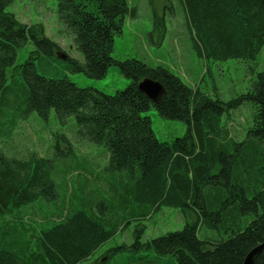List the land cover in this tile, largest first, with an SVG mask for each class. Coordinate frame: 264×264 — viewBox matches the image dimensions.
<instances>
[{
    "label": "trees",
    "instance_id": "obj_1",
    "mask_svg": "<svg viewBox=\"0 0 264 264\" xmlns=\"http://www.w3.org/2000/svg\"><path fill=\"white\" fill-rule=\"evenodd\" d=\"M10 2L0 0V143L27 115L46 119L54 110L61 122L74 118L80 139L106 149L107 168L115 175L108 190L82 178L69 198L61 199L53 159L32 152L16 158L0 149V219L8 218L0 228V264L91 261L119 227L150 219L162 208L178 209L185 225L141 245L147 256H129L123 264H242L264 242V71L245 93L224 102L200 85L190 88L161 66L115 61L113 39L121 34L125 18L135 17L126 0H56L58 19L83 56L79 62L64 53L61 60L56 54L61 48L45 37L42 26L22 24L5 11ZM181 3L192 49L206 72L212 62L227 60L243 61L256 71L264 46V0ZM29 43L33 50L15 64L17 51ZM112 65L129 80L113 94L79 87L65 76L84 73L100 79ZM39 67L62 76L46 77ZM145 78L165 91L156 105L138 89ZM244 103L250 105L252 119L237 140L227 121ZM152 107L164 119L183 122L184 136L159 141L149 117L143 116ZM99 188L109 201L97 198ZM37 202L58 203L60 210L32 234L31 250L17 223L22 211ZM139 225L137 235L145 228ZM202 228L213 229L216 236L198 238ZM255 264H264L263 254Z\"/></svg>",
    "mask_w": 264,
    "mask_h": 264
},
{
    "label": "rangeland",
    "instance_id": "obj_2",
    "mask_svg": "<svg viewBox=\"0 0 264 264\" xmlns=\"http://www.w3.org/2000/svg\"><path fill=\"white\" fill-rule=\"evenodd\" d=\"M126 1L128 6L135 10V17L127 16L121 34L115 35L113 39L111 57L115 61L136 59L151 68L161 66L179 77L190 88L200 85L202 91L208 92L212 98L217 94L224 102L245 93L252 85V80L256 79V74L264 71L263 46L256 58L255 72H251L248 65L240 60L212 62L209 72H206L204 63L192 49L181 0ZM5 11L22 24L42 26L45 37L56 43L63 53L83 62V56L77 50L72 35L58 19L56 0H11ZM154 17L158 20L156 24ZM32 50L31 43L19 49L15 64H22ZM38 73L52 78L62 76L59 71L46 73L40 70V67ZM65 76L79 87L94 88L107 94L122 90L129 84V80L115 65L110 66L106 75L100 79L88 77L84 73L68 72ZM143 116L149 117L153 133L161 142L169 143L183 137L186 132L183 122L164 119L153 107ZM251 119L252 112L247 103L232 110L227 125L235 139L240 140L244 137ZM24 120L17 123L18 126L10 137L4 139V143H0L2 151L16 158L32 152L40 157L53 159L56 164L55 181L59 185L61 199L69 198L70 193L78 188L82 178L92 182L96 187L103 185L104 189L108 190L107 183L113 181L112 175L115 174L107 168L106 149L86 139H80L73 117L61 122L55 111L51 110L46 119L31 113ZM104 189H97L99 191L97 198L109 201L110 196ZM57 204L37 202L32 208L22 211V219L17 223V228L20 238L29 242V249L34 250L32 234L35 235L46 225L45 220L56 218L54 215L60 210ZM89 207L90 205L85 206V210L89 211ZM188 221L191 222L189 219ZM139 223L145 228L137 235L136 231L141 229ZM185 223V216L178 209L162 208L150 219L131 221L123 229L119 227L115 236L93 254L91 261L80 264H90L96 259L97 264H123L129 256L144 258L149 253L144 247L150 240L180 230ZM7 225L8 218H1L0 228ZM1 235L0 232V240ZM207 236L215 237V231L202 228L198 232L200 239Z\"/></svg>",
    "mask_w": 264,
    "mask_h": 264
},
{
    "label": "water",
    "instance_id": "obj_3",
    "mask_svg": "<svg viewBox=\"0 0 264 264\" xmlns=\"http://www.w3.org/2000/svg\"><path fill=\"white\" fill-rule=\"evenodd\" d=\"M59 59L64 60L65 56L62 53H57ZM139 91H141L147 99L156 105L162 95L165 93L163 87L158 83L150 79H144L138 85ZM260 254L264 255V242L255 248H253L244 258L242 264H255V259Z\"/></svg>",
    "mask_w": 264,
    "mask_h": 264
},
{
    "label": "bare ground",
    "instance_id": "obj_4",
    "mask_svg": "<svg viewBox=\"0 0 264 264\" xmlns=\"http://www.w3.org/2000/svg\"><path fill=\"white\" fill-rule=\"evenodd\" d=\"M61 53H62L63 55H65L63 52H61ZM65 56H66V55H65ZM145 79H148V78H145ZM143 80H144V79H143ZM143 80H142V81H143ZM142 81H141V82H142ZM141 82H140V83H141ZM138 85H139V84H138Z\"/></svg>",
    "mask_w": 264,
    "mask_h": 264
}]
</instances>
